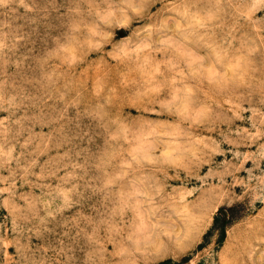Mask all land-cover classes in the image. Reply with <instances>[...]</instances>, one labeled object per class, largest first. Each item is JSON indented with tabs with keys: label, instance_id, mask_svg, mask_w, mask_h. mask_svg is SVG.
<instances>
[{
	"label": "rangeland",
	"instance_id": "374dc122",
	"mask_svg": "<svg viewBox=\"0 0 264 264\" xmlns=\"http://www.w3.org/2000/svg\"><path fill=\"white\" fill-rule=\"evenodd\" d=\"M0 264H264V0H0Z\"/></svg>",
	"mask_w": 264,
	"mask_h": 264
},
{
	"label": "snow or ice",
	"instance_id": "6c2138e0",
	"mask_svg": "<svg viewBox=\"0 0 264 264\" xmlns=\"http://www.w3.org/2000/svg\"><path fill=\"white\" fill-rule=\"evenodd\" d=\"M113 27H116V26L114 25ZM130 30L131 29H129V31ZM125 35H127L126 31H124V30L117 31L115 37H113L111 39V41L109 42V47H111L113 44H117V46H119L117 42L121 39V37H123ZM106 42H108V41H106Z\"/></svg>",
	"mask_w": 264,
	"mask_h": 264
}]
</instances>
